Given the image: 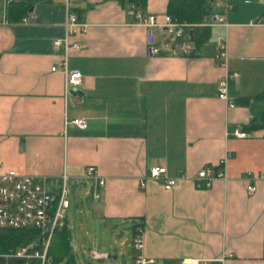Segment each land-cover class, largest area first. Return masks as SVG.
I'll list each match as a JSON object with an SVG mask.
<instances>
[{"label": "crops", "instance_id": "0c3cea01", "mask_svg": "<svg viewBox=\"0 0 264 264\" xmlns=\"http://www.w3.org/2000/svg\"><path fill=\"white\" fill-rule=\"evenodd\" d=\"M204 1L198 25L209 37L197 48L191 40L186 56L149 52V33L156 43L169 36L142 18L161 21L169 0H35L17 20L0 0V175L45 179L52 192L62 175L75 180L68 210L105 233L141 229L144 257L159 264H264V0ZM68 11L86 31L66 54L67 68L82 75L66 93L65 50L54 41L65 37ZM219 37L227 68L216 58ZM226 71L237 73L227 85L233 107L218 97ZM155 166L189 179L167 191L149 179ZM89 167L105 180L99 200L88 196ZM204 168L226 180L197 187L191 178ZM0 264L39 263L0 256Z\"/></svg>", "mask_w": 264, "mask_h": 264}, {"label": "built area", "instance_id": "2783aa9c", "mask_svg": "<svg viewBox=\"0 0 264 264\" xmlns=\"http://www.w3.org/2000/svg\"><path fill=\"white\" fill-rule=\"evenodd\" d=\"M16 0H3V11H6L8 6ZM68 5L69 0H64ZM232 8L231 5L226 4V9ZM28 17L32 18V14ZM23 17V22H28L29 18ZM140 18V15L138 14ZM215 20L224 24L223 16L215 15ZM264 25V13L260 21ZM142 25L147 27L156 26L166 36H169V41L161 35L159 42L156 43L152 36V41L149 40V52L151 54H160L161 51H168L173 55L182 54L190 55L192 50V41L190 37H186L187 30L198 24H190L180 22L169 14H165L162 20L159 21L157 16L149 15L142 18ZM65 37L63 39H56L54 44L63 46L65 50V57L61 61L65 79V92L72 87H77L82 82V75L76 69H68L66 65L67 51L74 47L79 48L77 40H72V37L77 34H82L86 31V24L80 23L76 16L69 11L65 17ZM190 31V30H189ZM151 35V33H150ZM219 51L216 58L220 60V65L227 68V47L224 38H218ZM52 71L56 69L53 66ZM230 77H237L236 72L226 71L224 77L218 83V97L224 100L229 107L235 105L234 101L228 96L227 85ZM80 128L87 126V121L84 118H75L71 121ZM238 138H245V132L235 131ZM226 158L219 162V167H223ZM84 179L92 185L89 189L88 196L93 200H99L102 191L105 187V180L101 179L94 167H89L85 170ZM149 179L161 183L163 188L167 191L175 188L183 179H189L183 174L176 176H168L166 168L163 166H155L150 169ZM216 179L226 180L225 172L213 173L211 168L202 169L191 180L197 187L204 185L209 187L210 183ZM250 179V178H249ZM75 180H70L67 176L62 175L59 185L55 191H51L48 182L44 179L41 182L35 181L33 177L21 176L14 171H9L0 175V230H20V229H34L39 232L42 240L41 249H36V244L32 243L25 248L18 249L10 256L22 261H38L39 264H66V261H55L48 255V248L53 238L54 231L61 227L65 220L66 214L70 207V200L68 198V189L72 186ZM248 192L254 191V186L247 187ZM55 199L57 202L55 203ZM133 249L136 255L133 257V264H159L155 260H148L143 255L144 250V236L141 229H137L132 242ZM94 260H109L110 256L107 253L92 252ZM178 264H200L199 260L185 259Z\"/></svg>", "mask_w": 264, "mask_h": 264}, {"label": "trees", "instance_id": "16d2710c", "mask_svg": "<svg viewBox=\"0 0 264 264\" xmlns=\"http://www.w3.org/2000/svg\"><path fill=\"white\" fill-rule=\"evenodd\" d=\"M35 0H19L12 2L7 8L10 20L20 19L26 14ZM139 2V0H133ZM142 1V0H140ZM167 13L180 22L199 24L207 16L204 0H169ZM192 31V41L197 48L208 37V26L194 25L189 28ZM264 98V93L259 95ZM264 117V112H263ZM57 202V199L54 201ZM70 230L66 224L54 231L53 238L48 248V255L55 261H66V264H75L74 255L70 247ZM36 244V249H41L42 240L39 232L34 229L0 230V256L10 255L18 249L25 248L30 244ZM36 263L38 261L33 260Z\"/></svg>", "mask_w": 264, "mask_h": 264}, {"label": "rangeland", "instance_id": "374dc122", "mask_svg": "<svg viewBox=\"0 0 264 264\" xmlns=\"http://www.w3.org/2000/svg\"><path fill=\"white\" fill-rule=\"evenodd\" d=\"M216 2L218 0H207V3H211L213 7H216ZM80 195L82 198L84 197V190L80 191ZM68 198L74 202L72 189L69 190ZM66 221L71 227L70 247L75 264H84L85 261L92 264H133L135 251L132 242L134 236L130 224L129 226L126 224V226L117 225L105 233L91 216L88 219H83L80 214L74 213L72 210H68ZM93 251L107 253L110 258L109 260H94L92 258ZM81 255H84V261L81 259Z\"/></svg>", "mask_w": 264, "mask_h": 264}, {"label": "water", "instance_id": "95a60500", "mask_svg": "<svg viewBox=\"0 0 264 264\" xmlns=\"http://www.w3.org/2000/svg\"><path fill=\"white\" fill-rule=\"evenodd\" d=\"M189 35H190V38L192 40V31H189ZM149 40L152 41V36L150 35V33H149ZM193 54H194V51L191 52V55H193ZM81 259L83 261L85 260L84 255H81ZM84 264H92V263L85 261Z\"/></svg>", "mask_w": 264, "mask_h": 264}]
</instances>
